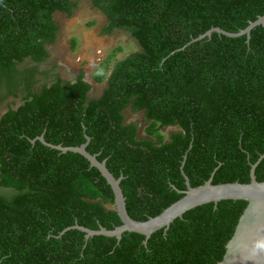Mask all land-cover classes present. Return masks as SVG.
Here are the masks:
<instances>
[{
  "label": "trees",
  "instance_id": "obj_1",
  "mask_svg": "<svg viewBox=\"0 0 264 264\" xmlns=\"http://www.w3.org/2000/svg\"><path fill=\"white\" fill-rule=\"evenodd\" d=\"M107 18L102 35L131 34L142 52L118 61L101 98L92 85L49 77L39 66L57 40V12L73 16L71 0H0V264H219L248 203L222 201L187 212L167 233L122 240H86L76 224L114 230L121 220L114 194L101 173L77 153L66 154L33 140L80 147L115 178L130 217L147 221L183 197L181 172L193 188L251 182L252 165L264 156V26L247 36L213 28L245 30L264 16V0H91ZM191 43V44H190ZM185 50H182L186 46ZM173 53V54H172ZM26 62L32 66L25 65ZM25 65V66H24ZM24 66V67H23ZM23 67V68H20ZM110 64L93 75L102 83ZM45 76L39 90L37 77ZM143 112L149 123H126L124 111ZM177 131L169 140L161 133ZM192 144V148L190 146ZM264 182V158L256 169Z\"/></svg>",
  "mask_w": 264,
  "mask_h": 264
},
{
  "label": "water",
  "instance_id": "obj_2",
  "mask_svg": "<svg viewBox=\"0 0 264 264\" xmlns=\"http://www.w3.org/2000/svg\"><path fill=\"white\" fill-rule=\"evenodd\" d=\"M261 25L264 26V16L260 17L256 22H251L245 30L239 33H229L221 28H213L199 38L192 40L191 43L211 37L214 32L230 38L247 36L249 43L252 30ZM186 47L187 45L182 50H185ZM85 137L87 142L80 147H63L62 145L49 144L46 142L44 135L36 138L32 143L40 141L45 146L61 153L72 152L86 158L90 166L96 168L111 187L114 194L115 211L122 224L114 230H107L104 227H100L99 230H91L76 224L65 229L60 236L74 229L83 232L86 240L95 236H105L116 238L120 242L124 233H136L145 237L144 245L146 246L153 234L161 230L167 233L177 219H182L187 212L193 209L207 204H214L215 208H217V204L222 201H245L248 205L239 220L233 237L226 246L223 260L219 264H264V182L257 181L256 177V169L264 156L256 164L252 165L250 172L251 182L248 184L235 182L214 185V172L204 185L193 188L189 177L184 172L187 152L181 166L187 189L186 191H180L173 186L179 194H183V197L157 217L149 218L147 221L142 222L132 219L128 213L126 198L121 188L124 176L115 178L107 168L106 160L100 162L96 155H91L87 151L91 139L88 136Z\"/></svg>",
  "mask_w": 264,
  "mask_h": 264
},
{
  "label": "rangeland",
  "instance_id": "obj_3",
  "mask_svg": "<svg viewBox=\"0 0 264 264\" xmlns=\"http://www.w3.org/2000/svg\"><path fill=\"white\" fill-rule=\"evenodd\" d=\"M71 1L78 3L72 17L61 12L54 15L60 31L56 42L47 48L51 57L41 64L39 69L43 73H48L51 78L60 76L63 80L73 83L80 73H84L85 80L92 85L88 98L97 100L102 97L108 87L114 65L134 53L142 52V48L131 34L122 30L102 35V30L108 21L105 15L92 5L91 0ZM107 63L110 67L105 80L100 84L96 83L93 80L94 73ZM25 65L32 66L29 62ZM44 82V75L37 77L34 90H39ZM14 102L17 107L22 104L21 98L9 99L0 105V116L7 110V106ZM124 116L126 123L139 125L140 138L147 137L145 129L149 123L145 121L143 112H133L131 108H127ZM176 131L175 127H167L162 129L161 133L169 140L170 135Z\"/></svg>",
  "mask_w": 264,
  "mask_h": 264
},
{
  "label": "flooded vegetation",
  "instance_id": "obj_4",
  "mask_svg": "<svg viewBox=\"0 0 264 264\" xmlns=\"http://www.w3.org/2000/svg\"><path fill=\"white\" fill-rule=\"evenodd\" d=\"M5 110V109H4ZM7 110L3 111L2 115L0 116V118L6 113Z\"/></svg>",
  "mask_w": 264,
  "mask_h": 264
},
{
  "label": "crops",
  "instance_id": "obj_5",
  "mask_svg": "<svg viewBox=\"0 0 264 264\" xmlns=\"http://www.w3.org/2000/svg\"><path fill=\"white\" fill-rule=\"evenodd\" d=\"M1 119V118H0Z\"/></svg>",
  "mask_w": 264,
  "mask_h": 264
}]
</instances>
